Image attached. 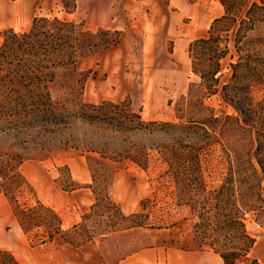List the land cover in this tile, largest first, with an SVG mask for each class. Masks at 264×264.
Returning <instances> with one entry per match:
<instances>
[{
  "label": "trees",
  "instance_id": "trees-1",
  "mask_svg": "<svg viewBox=\"0 0 264 264\" xmlns=\"http://www.w3.org/2000/svg\"><path fill=\"white\" fill-rule=\"evenodd\" d=\"M59 1L67 12L76 8V0ZM219 1L223 14L189 47L191 70L199 78V96L198 107L191 96L183 113L197 115L198 120L183 121V116L179 122L146 120L130 99L82 101L80 63L118 42L109 30L94 33L66 18L43 16L36 17L28 30L10 28L4 32L0 45V137L12 135L15 143L11 147L42 153L52 151L58 136L68 133L76 122L89 127L80 136L68 133L73 142L66 148L86 155L96 202L71 229H63L59 213L37 197L22 171L26 153L0 148V193L10 202L25 233L34 234L42 243L62 240L81 246L95 238L100 224L107 227L104 233L162 228L159 220L150 221L149 213L125 214L110 194L118 163L130 160L145 170L159 163L165 169L157 181L168 188L174 186L171 194L179 204L190 206L196 219L194 236L200 245L218 253L223 264H261L250 255L255 239L245 220L246 214H253L264 223V128L255 129L250 147L227 153L223 183L210 185V146L219 143L216 133L223 139L228 130L222 124L217 132L218 118L204 98L220 92L239 113L237 118L226 115V120L258 123L257 104L250 94L253 87L264 85V0ZM227 56L230 75L221 83ZM57 79L66 85L63 99L52 91ZM161 135L169 141L156 140ZM77 188L78 183L73 182L72 190ZM149 201H142L143 209ZM1 253L19 264L10 252Z\"/></svg>",
  "mask_w": 264,
  "mask_h": 264
},
{
  "label": "rangeland",
  "instance_id": "rangeland-1",
  "mask_svg": "<svg viewBox=\"0 0 264 264\" xmlns=\"http://www.w3.org/2000/svg\"><path fill=\"white\" fill-rule=\"evenodd\" d=\"M222 14L219 0H76L72 12H67L59 0H0V45L6 30H28L36 17L43 16L66 18L94 33L109 30L118 42L80 63L82 101L130 99L146 120L179 122L182 116L183 121L198 120L197 115L183 113L187 100L192 96L196 102L199 96V78L191 70L190 42L206 35L212 21ZM228 61L227 56L223 60L221 83L230 75ZM52 91L63 99L64 81L57 79ZM250 95L259 116L258 123L252 122V126L225 119L226 115L237 118L239 113L220 92L204 98V104L218 118L217 132L222 124L228 130L227 138L222 139L216 133L219 143L210 146L207 171L210 185L223 183L229 164L227 153L242 152L245 145L250 147L255 129L264 128V85L253 87ZM195 106L198 107L197 102ZM88 129L76 122L68 133L80 136ZM68 133L58 136L52 151L42 153L32 149L25 152L18 145L11 147L15 143L12 135L0 137V148L26 153L22 171L37 197L59 213L63 229L81 223L96 202L86 155L81 150L66 148L73 142ZM156 140L169 141L163 135ZM163 169L159 163H152L145 170L123 160L117 164L110 186L112 198L125 214L149 213L150 221L159 220L162 228L135 227L104 233L107 227L100 224L95 238L81 246L62 240L42 243L34 234L25 233L10 202L0 193V264H17L1 251L10 252L19 264H69L72 258L82 260L83 264H115L140 249L150 248L159 250V264H192V255L196 256L197 264H223L218 253L195 239L196 219L190 206L179 204L171 194L175 187L168 188V184L163 186L157 181ZM73 182L78 183L75 190ZM146 198L150 201L143 209L142 201ZM245 224L255 239L250 255L264 264V223L255 220V215L246 214Z\"/></svg>",
  "mask_w": 264,
  "mask_h": 264
},
{
  "label": "crops",
  "instance_id": "crops-1",
  "mask_svg": "<svg viewBox=\"0 0 264 264\" xmlns=\"http://www.w3.org/2000/svg\"><path fill=\"white\" fill-rule=\"evenodd\" d=\"M6 248V247H1ZM193 262L192 264H197V261L195 260V255H192ZM160 262V256H159V250L150 248V249H140L125 258L121 259L115 264H159ZM69 264H83L82 260L73 259L68 260ZM170 263V262H169Z\"/></svg>",
  "mask_w": 264,
  "mask_h": 264
}]
</instances>
